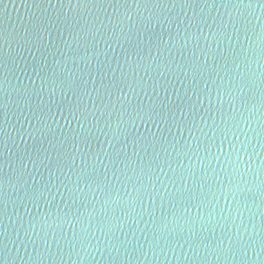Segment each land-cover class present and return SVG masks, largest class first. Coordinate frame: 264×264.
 Returning a JSON list of instances; mask_svg holds the SVG:
<instances>
[{
  "label": "water",
  "instance_id": "obj_1",
  "mask_svg": "<svg viewBox=\"0 0 264 264\" xmlns=\"http://www.w3.org/2000/svg\"><path fill=\"white\" fill-rule=\"evenodd\" d=\"M248 2L0 0L5 264H261L264 179L242 176L229 204L221 167L251 110L264 174V10Z\"/></svg>",
  "mask_w": 264,
  "mask_h": 264
},
{
  "label": "clouds",
  "instance_id": "obj_2",
  "mask_svg": "<svg viewBox=\"0 0 264 264\" xmlns=\"http://www.w3.org/2000/svg\"><path fill=\"white\" fill-rule=\"evenodd\" d=\"M237 8L247 7L249 9L255 10L257 9V5H237ZM259 9L264 10V4L259 6ZM256 18H260L259 12H257ZM258 111V109H257ZM242 120L247 122L248 127L244 128L243 123H241V130L244 133H248V139L242 138L239 134H237V142L233 144V150L231 154H228V157L224 162H222V169L224 170V175L228 176V184L225 185L223 191L225 194V198L229 200V204H231V198H229L228 193H231V197L235 198L239 192L245 190V184L247 181L241 182V177H250L253 172L256 173V183L255 185H248L249 190H259L260 181L264 179V174L261 173V169L259 165L256 163L257 156L259 155V151L257 149L256 144L252 145L253 149L256 151H249L248 145L251 142V132L255 130L257 123L262 122L260 116L256 115L255 112L251 110L247 114H243ZM259 135V133H257ZM241 145H243L244 151L241 152ZM239 153V161L235 159L236 154ZM249 161L247 163V168H245V161ZM229 165H232L231 172L228 171ZM218 180L223 181L224 176H218ZM223 209V206H221ZM243 214V209L240 210ZM258 219V217H257ZM233 220H236L235 214L233 215ZM238 229V238L242 240H247L248 237L252 236V230L246 229L247 237L245 236V230L240 229V223H237ZM84 228H87V224H84ZM259 231V229H257ZM255 252L256 259L261 261V264H264V259L262 257V249L260 247L255 246V241H253V247L249 251V256L251 257V253Z\"/></svg>",
  "mask_w": 264,
  "mask_h": 264
},
{
  "label": "snow or ice",
  "instance_id": "obj_3",
  "mask_svg": "<svg viewBox=\"0 0 264 264\" xmlns=\"http://www.w3.org/2000/svg\"><path fill=\"white\" fill-rule=\"evenodd\" d=\"M241 3H243V2H241ZM253 4L260 6L261 4H264V0H255V2H253V0H249V2L247 3V5H253ZM257 19H260V18H257ZM43 24H44V21L40 19L33 25V29L41 30V26ZM262 26H264V24H262ZM78 107L79 106L77 105V108ZM0 108H6V105H0ZM61 111L63 112L64 109L62 108ZM69 113L72 116H75L77 119L80 118V116L76 115V111L72 110L71 108H69ZM5 116H6V112H5ZM27 131L28 130L26 129L25 132H27ZM0 134H2L5 137H8L6 128L0 129ZM32 134H34V132ZM21 135L23 136L24 133H21ZM4 143L6 145L7 141L5 140ZM262 251H264V249H262ZM0 252H2V249H0ZM5 260H6V257L0 256V264H5Z\"/></svg>",
  "mask_w": 264,
  "mask_h": 264
}]
</instances>
